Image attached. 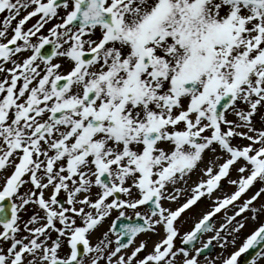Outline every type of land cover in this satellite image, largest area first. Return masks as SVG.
I'll return each instance as SVG.
<instances>
[{
	"label": "snow or ice",
	"instance_id": "6c2138e0",
	"mask_svg": "<svg viewBox=\"0 0 264 264\" xmlns=\"http://www.w3.org/2000/svg\"><path fill=\"white\" fill-rule=\"evenodd\" d=\"M0 14V264H264V0Z\"/></svg>",
	"mask_w": 264,
	"mask_h": 264
},
{
	"label": "rangeland",
	"instance_id": "374dc122",
	"mask_svg": "<svg viewBox=\"0 0 264 264\" xmlns=\"http://www.w3.org/2000/svg\"><path fill=\"white\" fill-rule=\"evenodd\" d=\"M243 143H247V141H243ZM232 178H233V179L236 178L235 173L232 174ZM222 182H223L222 185H224V186L228 185V187L226 188V192H228V193H226V194H231V192H233V191L235 190V186L229 185V184L227 183V179H226L225 181H222ZM224 186H223V187H224ZM258 187H259V185L253 187V188H252V189H251V190L245 195V197L242 198V200L240 201V203L237 205V209H238V206L242 204V202H243L244 199H246L247 197H250L252 194L255 193V191L257 190ZM222 196H223V195H222ZM222 196H221V197H222ZM205 199H206V198H205ZM205 199H202L201 202H198V205L196 206V207L198 208V210H196V209L192 210V211L189 213V216L186 217V219L188 220V223H186V224L184 225V228L186 227L185 230L188 229V228L190 227V224H192V223L194 222V220L198 219L203 213H205V212H207L208 210H210V208H211L210 206H208V208H207V210H206L205 212H202L203 209L199 210V209H200L199 207H200L201 205H206V204H207V201H205ZM261 204H264V197H262L258 202H255V206H256L257 208H259ZM173 205H174V204H173ZM237 209H233V208H231V209L227 212V215H229V216L232 215V214H233V211H234V210H237ZM244 215H247V216L249 217V220L247 221L246 228L242 230L241 239L237 241V245H236L237 248L242 244L244 237H246L248 234H250V232H251L255 227H257L258 224H259L260 222H262L261 218H259L257 221H252V220L250 219V217L253 215V213H252L251 211H249V212L243 214L242 216H244ZM261 216L264 217V213H262V214L260 215V217H261ZM224 219H225V215L223 214L222 218H219V219L217 220V222H216V226H217V225L220 226V224H221L222 222H224ZM237 219H241V217H237ZM209 236H210V235H205V236L203 237V240L206 241V240L208 239ZM138 242H139V240L137 241V243H138ZM154 242H155V240H152V241H151V243H154ZM151 243L149 244V248H148L149 251H151ZM217 246H218V245H217ZM130 250H131V249H129V251H130ZM218 250H219V251H218V253H219V252L221 251L220 248H219V246H218ZM230 250H234V249H230ZM218 253H217V254H218Z\"/></svg>",
	"mask_w": 264,
	"mask_h": 264
}]
</instances>
